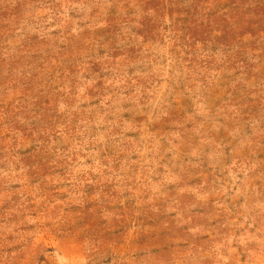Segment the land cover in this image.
I'll use <instances>...</instances> for the list:
<instances>
[{
    "label": "rangeland",
    "instance_id": "1",
    "mask_svg": "<svg viewBox=\"0 0 264 264\" xmlns=\"http://www.w3.org/2000/svg\"><path fill=\"white\" fill-rule=\"evenodd\" d=\"M0 264H264V0H0Z\"/></svg>",
    "mask_w": 264,
    "mask_h": 264
}]
</instances>
